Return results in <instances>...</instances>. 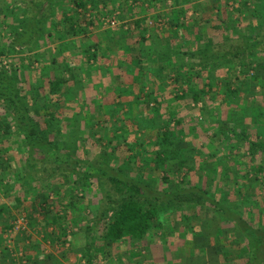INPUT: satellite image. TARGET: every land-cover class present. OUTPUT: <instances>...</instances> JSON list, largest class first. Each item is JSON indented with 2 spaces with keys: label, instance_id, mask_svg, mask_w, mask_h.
I'll return each instance as SVG.
<instances>
[{
  "label": "rangeland",
  "instance_id": "374dc122",
  "mask_svg": "<svg viewBox=\"0 0 264 264\" xmlns=\"http://www.w3.org/2000/svg\"><path fill=\"white\" fill-rule=\"evenodd\" d=\"M193 1H202L200 5L202 8L194 12L192 7L194 5L187 4L186 13L179 16L178 21L181 22V26H178L174 25L177 24L173 18L178 17L174 14L178 7L175 6L173 0H163V2L157 1L155 3H151L148 0H135L129 1L128 4L117 5L116 7L108 5L102 8L101 6L102 10L100 14L104 13V15L100 16V21H96L94 25L87 24L91 16L90 11H88V9L91 10L92 8L91 4L87 6L86 10L85 8L73 7L72 3L67 0L66 6L69 8L67 13L74 15L78 24L87 26L88 29L87 31H81L78 35L72 34L65 37L67 46L62 49L63 51L58 49V45L55 44L56 41L52 37L45 36L47 35V31L39 37V24L36 23L37 17L42 15V20H45V16L48 13L50 16L53 12H57V15H53L52 17L57 27L52 28L50 32V34L56 35L59 29L63 31V28L68 25L61 10L57 11L54 9L51 11L48 8V10H44V14H42L43 11H40L37 17L32 18L34 22L31 23V30L28 32H20V30L17 34H13L7 30V27H4L6 40L9 41L8 46L10 52L4 56H0V66L5 67L10 73H12V69H16V74L19 75L24 70L23 67L28 68L30 75L28 78L43 75L45 77L43 81L46 84H49L47 82L50 79L65 78V81H68V86L70 87L65 85L64 91L70 96H72V92L76 94L78 100L81 101L82 116L85 115L86 119L89 120L92 116H103L104 118L111 114L114 116L112 119L114 120L115 118H121L126 113V119L122 122L126 126L131 125L134 128V132L137 134L141 132L146 137L147 150L141 155L139 153L143 151L144 146L135 147L130 152H125L122 147L120 148L116 145L112 148L113 146L107 144L108 139L106 137L108 136L109 138L111 135L116 136L113 132L106 131L104 133L105 129L99 132V136L102 134V139H99L98 136L94 137L93 135L83 136L77 129L69 132L67 136H62L52 130L50 138L57 143L61 150L56 152L54 150H42L39 147H35L32 155L34 164H32V167L30 165V168L22 169L24 163H22L21 159L25 155H28L27 147L20 145L21 143L19 142L18 144L16 143L21 151L26 150L25 152L27 153L25 155L21 153L20 157L17 154L14 157L16 162L19 161L16 168L20 167V170H22L21 176L23 175L24 177L19 179L20 176L18 174L12 170H8L7 176L5 175V179H3L4 181L7 180L8 183L6 184H10V181L12 184L20 182L21 179L23 182H26L27 178H30L33 173V165L39 168L37 173L41 172L44 176L52 172L62 162L75 165L77 175H82V177H78V181H75L77 179L74 177L75 175L70 179H68L67 175L63 178L58 176L60 179H57V181L54 180V182L60 181V183L51 184L50 188L42 189L36 186V182L31 183L32 187L29 188L33 190L31 192L33 196L38 192L48 191L54 193L52 202L50 204L48 203L50 206V215L58 214L61 217V220L57 224L64 226V228L60 232L61 234L69 235L68 242H66L64 247L62 244L54 243L52 239H45L44 236L47 235L49 230H52V226L46 227L48 225L44 223L46 221L45 216L42 214L41 209H39L41 205L38 206V214L36 213V218L33 219L28 209L23 210L21 208L22 204H16L14 202L15 196L21 190H25V188H21V185L17 183L14 193L5 192L0 187V207H5V211L0 218V264H89L88 258H86L84 253H88L91 248L95 254L93 264H247L249 252L244 244L245 238L232 224L228 222L222 224L224 234L220 238L216 236L208 239H192L191 241L188 239L191 238L189 234L184 233L180 235L183 228L176 214L173 216V220L179 226L176 227L174 223L172 227V229L175 227L174 231H171L172 229L170 230L169 224L164 223L162 227L158 226L149 232L143 240L135 241L132 244L128 239H125L113 246L106 244L100 235L102 232L97 231L98 237L94 242V246L89 248V243L87 245V226L93 221L94 217L97 218L102 206L107 201L108 194L112 193L115 195L116 192L106 179H100L99 183V178L97 177L93 179L85 177L83 172L88 174L94 173V168L88 162L95 163L97 166L113 160L119 166L128 160L127 163H129V168L133 172H131L132 174L138 173V176L141 175L140 177L157 178L156 182L161 185V188H165L163 187L165 183L162 180L164 171L159 169V167L157 168V165L154 163H150L152 147L149 142L152 138L156 137L158 133L157 128L165 124L164 114L167 112H174L181 117L183 116L187 128L190 124L192 128H195L194 131L197 134L195 135L197 140L196 145L198 147H204L203 150L205 151V154L201 157L202 159L199 157L201 161L191 162L194 167L196 166L192 172L187 173V169L182 171L178 169V166H174V169L171 170L172 175L175 178H179L184 185H188L189 181H192L196 176L207 174V169L215 170L217 168L219 179L223 176L227 179L230 178L227 177L228 171L223 169L227 165V161L219 163V160L215 161L216 159L214 157V152L224 151L227 141L225 140L223 142L222 136L216 135V133L219 135L220 131L212 127L214 124H211L214 117L223 118L228 113V111L225 113L221 110V107H218L219 101H221V98L224 96L223 94H225L223 80H219L215 85L218 88V94H221L218 99L210 97V94H207L205 101L199 100L198 102L192 101L189 97L184 99L178 98L176 97L177 94H181L182 92L178 87L181 82H178L174 86V80L170 77H165L164 73L163 81H161V76L156 74L158 67L154 66L152 61L148 62L145 60L148 62V68L141 72L143 75L141 85H144L142 91L144 94H147L159 84L157 81L160 82L158 91L161 97H158V99L162 105H159V109H155L156 101H151L148 104L144 100L139 90L141 89L140 84H137L136 87L133 85L127 88L124 87L125 81L129 82L131 80L130 74L134 71L136 73L138 72V68L135 67L133 69L136 64L131 62L132 59H137L141 56L140 49L142 47L139 48L138 44L141 29L138 30L137 26L135 28L133 27L134 20L146 19L144 22L148 27V32L145 38H147L148 47L146 49L149 53L153 50V36H159L160 43L158 44L159 41L155 40L156 45L163 46V49H167V51L173 48L176 52H192L198 49V46H203L210 39L213 40L216 51L226 52L227 55L231 53L230 49L232 48L246 47L245 42L247 37L245 36L249 30L244 25L242 28L236 27L239 36L235 35V38H231L232 42L230 43V47H227L226 41L224 43H217L223 40L224 36L228 38L227 36L229 34L232 35L231 26L233 23H230V25L228 23L230 21L229 19L234 20L239 18L237 9L240 7V0H227V7L223 6L221 8L223 10L221 11L217 8V0ZM224 3L225 0H222L221 4L223 5ZM73 8L76 9L77 15H75L76 13ZM21 12L17 13V18L22 15ZM125 12L126 15L124 14ZM217 21L224 24L223 32L219 31L218 33L219 29L214 26L218 23ZM128 24L134 28V33L126 34L120 30L121 26L125 29ZM227 24L229 25L228 27ZM189 28L192 29L188 30ZM261 28L263 30L264 22ZM262 34L264 36V32ZM38 37L41 38V44L47 41L39 49L40 53H42L40 56L36 51L38 50L36 45V40L39 39ZM79 39L84 41V46L86 44H96L98 47L97 50L99 49L98 55L91 57L83 49L79 50L77 47V43L80 45ZM143 44H145L144 47L147 46L146 42L142 43V46ZM125 45H132L131 53L124 50ZM261 48H264L263 45ZM167 51L164 50V53H168ZM233 55L235 56L236 53ZM248 55V51L244 53L240 52L237 58L240 61H248ZM169 57L168 54L167 57H163V59L166 58L164 62L169 61ZM173 57L177 63H181V61L183 63L199 61V58H193L189 54H177ZM260 63L261 61H254L253 66L249 70L251 77L247 80H243L244 78L241 79L244 84L243 89L240 100L239 97L236 98L239 100V103L243 102L239 105L240 108H244L240 110L242 112L247 111L244 107L247 105V102L248 104L252 103L256 106L251 110V115L255 118L259 116L260 107L257 106L260 105L261 99L255 98L253 93H259V95L263 93L262 86L264 84V69H261ZM167 70H170V67H167ZM42 73H46L47 76H44L45 74ZM253 76H257V78L254 79ZM23 80V78L20 79L18 84H22ZM83 102H86L87 105ZM115 108L117 112L113 113L112 110ZM201 108H203V111ZM1 114L2 107H0ZM150 117L159 119L157 125L159 122L160 125L157 128L151 122L149 124L151 129L137 127L140 122L147 121ZM37 119L39 122L43 121L42 117ZM199 120L202 121L201 124H199ZM67 122L71 127L72 123ZM120 124L118 123L119 126ZM65 125L66 122L62 125L63 128ZM101 125L106 128L104 121L102 123L100 122L98 126ZM171 125H174V123L172 122ZM255 127L257 128L256 124L254 125ZM13 128H16V131L18 130L17 127ZM250 128H253V125H250ZM190 141L191 138L186 142ZM114 143H117V141ZM177 146L181 148L183 145L178 143ZM37 157L39 159L36 164ZM222 157L227 160L229 154L222 155ZM174 161L176 162L177 160L175 159ZM260 163H263L264 166V155ZM234 166L229 165V168H233ZM249 170H247L246 176L244 172H238L239 181L243 182L244 180L247 184V188L244 187L245 189L241 191V196L249 199L241 208L245 210L244 214L250 224L264 230V172L261 174L250 173L247 177ZM53 173L56 175L63 174L61 170H56ZM0 176H2L1 169ZM256 176L260 179H256L253 182L252 179ZM231 182L229 179L227 184ZM38 184L42 186L41 181ZM94 184H98V186L94 188ZM92 189L93 192H91ZM31 193L29 199L33 197ZM83 198H91L94 202L89 205L87 204V200L84 201ZM234 198L235 195L233 194L231 196V199H233L232 204L239 208L240 202L243 200ZM29 199L25 202L29 203L31 201ZM239 200L240 202L238 203ZM205 211L206 216L211 220L209 221L211 231L215 233L218 226V218H211L214 217V213L211 210ZM189 212L195 215L193 221L203 215L202 210L195 207H191ZM111 213L109 212V215ZM20 219H23L22 223L19 222ZM219 252L223 254H219ZM262 262L261 264H264Z\"/></svg>",
  "mask_w": 264,
  "mask_h": 264
},
{
  "label": "trees",
  "instance_id": "16d2710c",
  "mask_svg": "<svg viewBox=\"0 0 264 264\" xmlns=\"http://www.w3.org/2000/svg\"><path fill=\"white\" fill-rule=\"evenodd\" d=\"M129 1L135 0H69L75 8L86 9L87 6L91 4V10L88 9L91 13L87 23L89 25L96 24V21H100V16L104 15V13L100 14L102 10L101 6L102 8L108 5L116 7L120 4H128ZM148 1L151 3L157 1L163 2V0ZM173 2L175 6L178 7L174 13L178 17L173 18L177 23L174 25L178 26H181V22L178 21L179 16L186 13L187 4L194 5L192 6L194 12L202 8L200 6L202 1L173 0ZM217 2L219 11L223 10L221 8L227 5V0H225L223 5L221 4L222 0H217ZM66 3L67 0H0V56H4L10 52L8 46L9 41L6 40L4 27H7V30L11 31L13 34H17L20 30V32H28L31 30V23L34 22L32 18L37 17L40 11H43L42 14H44V10H48V8H50L51 11L54 9L57 11L61 10L68 25L63 28V31L59 29L56 35L50 34L51 29L57 27L52 18L53 15H57V12L50 13V16L48 13L45 16V20H42L41 15L37 17L36 21L40 29L39 37L47 31V35L45 36L52 37L53 40L56 41L55 44L58 45V49L63 51L62 49L67 46L65 37L72 34L78 35L81 31H87L88 29L87 26L78 24L74 15H69L67 13L69 8H67ZM13 8L15 9L13 10ZM75 8L73 9L75 10V15H77ZM20 11H22V17L20 16L17 18V13ZM237 11L239 13V18L234 20L229 19L230 21L228 23L229 25L233 23L231 26L233 33H231L232 35L229 34L231 37L229 35L227 36L228 38L224 36L223 40L217 43H224L226 41L227 47H230V43L232 42L231 38H235V35L239 36L236 27L242 28L245 26L249 31H247L246 36L244 35L247 37L245 42L246 47L232 48L230 49L231 53L229 55H227L226 52L216 51V46L213 45L212 39L203 44V46H198L199 48L192 52H176L173 48L167 51V49H163V46L156 45L155 40L159 41L158 44L160 43L159 36H153L152 39H154V44L150 54L146 49L148 47L147 38H145L148 32V27L144 22L146 19L134 20L133 27L135 28L137 26L138 30L141 29L140 41L138 43L139 48L142 47V49H140L141 56L137 59H132L131 62L136 64L133 69L135 67L138 68V72H132V74H130L131 80L129 82L125 81L124 86L127 88L130 85L134 87H136L137 84L141 85L143 79L141 72L148 68V62L150 61H152L154 66L158 67L156 74L161 76V81H163L164 73L165 77H170L174 80V86L178 84V82H181L178 87L182 92L181 94H177L176 97L178 98L184 99L189 97L192 101L198 102L199 100L205 101L207 94H210V97L218 99L221 94H218V88L215 85L219 80H223L225 94H223L224 96L221 98V101H219L218 107H221L223 112L226 113L228 111V113L223 118L214 117L211 124H214L212 127L220 131L219 135L217 133L216 135L222 136L223 142L225 140L227 141L224 151L214 152V157L216 159L215 161L219 160V163L227 161V165L221 167L228 171L227 177H230L229 179L232 182L227 184L229 179L224 176L219 179L217 168H215V170L207 169V174L196 176L192 181H189L188 185H184L179 178H175L171 173L174 166H178V169L182 171L187 169V173L192 172L196 166L194 167L191 162H197L202 159L201 157L205 154L203 150L204 147H198L196 145L197 140L195 135L197 134L194 131L195 128H192L191 124L187 128L183 116L181 117L174 112H167L164 114L165 124H163V126H159L160 122L157 125L159 121L158 118L150 117L147 121L140 122L137 127L151 129L149 125L150 122L156 126L155 128L159 126L157 128L158 133L156 137L152 138L149 142L152 147L150 163H154L157 165V168L159 167V169L164 171L162 180L165 183V186H163L165 188H161V185L156 182L157 178L151 179V177L147 178V176L140 177L141 175L138 176V173L132 174L133 172L129 168V163H127L128 160L125 161L123 165L119 166H117L113 160L109 163L99 164L97 166L95 163L88 162V164L94 168V173L88 174L83 172L85 177L91 179L97 177L99 178V183L100 179H106L116 191V196L112 193L108 194L107 201L102 206L97 218L94 217L93 221L87 226V245L89 243V248L94 246V242L98 237L97 231L102 232L100 235L106 244L113 246L125 239H128L132 244L135 241L143 240L147 237L149 232L156 229L158 226L162 227L164 223L169 224L171 230L174 223L176 227L179 226L173 220V216L176 214L183 228L180 235L184 233L189 234L191 238L188 239L191 241L192 239H208L216 236L220 238L224 234V227H222V224L225 222L232 224L245 238L244 244L249 252L247 264H261L262 261L264 262V230L250 224L248 218L245 216V210L241 207L246 204L249 199L242 197L241 191L245 189L244 187L247 188V184L244 180L241 182L238 179L239 173L244 172L246 176L247 170L249 169L247 177L250 173L261 174L264 172L263 163H260L264 155V84L262 86L263 93L260 94L261 96L259 93H253L255 98L261 99L260 105L257 106L260 107L258 117L255 118L251 115V110L256 107L252 103L248 104L247 102V105L244 106L247 111L242 112L240 110L244 108L239 107L240 103H243H239L244 85L241 79L244 78L243 80H247L251 77L249 70L253 66L252 64L254 61H261L259 65L261 69H264V48H261L262 45L264 47V36L263 34L261 35V33L264 32V28L263 30L261 28L264 22V0H240V7ZM124 14L126 15V12ZM228 24L227 27L229 26ZM223 25L224 24L219 22L214 25L219 29L218 33L222 31V29L224 30ZM134 28L128 24L125 29L121 26L120 30L127 34L134 33ZM190 29L192 28L188 30ZM40 40L41 38L36 40L38 49L36 51L39 56L42 54L39 49L47 42L41 44ZM144 42H146V47H144L145 44L142 46ZM79 43L80 45L77 43L79 50L83 49V51L91 57L98 55L99 49L97 50L98 47L96 44H86V46H84V41L82 39H79ZM124 50L131 53L132 45H125ZM164 50L168 53H164ZM246 51L249 52L248 61H240L237 57L240 52L244 53ZM234 53H236L235 56L233 55ZM167 54L168 57L170 56L168 58L169 61L164 62L166 58L163 59V57H167ZM177 54H189L193 58H199V61H191L190 63H183L181 61V63H177L173 59V56ZM167 67H170V70H167ZM23 69L21 75H19L16 74V69H12V73H10L5 67L0 66V107H2V114L0 115V169L2 171V176H0V187H2L5 192L14 193L17 183L21 185V188H25V190H21V192L15 196L14 202L16 204H22L21 208L23 210L28 209L33 219L36 218V213L38 214L39 209H41L46 219L44 223L48 225L46 227L52 226V230H49L47 235L44 236L45 239H52L54 243L62 244L64 247L66 242H68L69 235L61 234L60 232L64 228V226L57 224L61 220V217L58 214L50 215L49 204L52 202L54 193L48 191L38 192L33 196L31 193L33 190L29 188L32 187L31 183L34 182H36V186L42 189L50 188L51 184L60 183V181L54 182V180L57 181V179H60L58 176L63 178L67 175L68 179H70L75 175L74 177L77 178L75 181H78V177H82V175H77V168L75 165L66 162L59 163L58 166L55 165L56 167L54 170L44 176L41 172L37 173L39 168L33 165V173L30 178H27L26 182H23L21 179L20 182L12 184L10 181V184H6L8 183L7 180L4 181L3 179H5V175L7 176L8 170H12L14 173L18 174L20 176L19 179L24 177L23 175L21 176L22 170H20V167L16 168L19 161L16 162L14 157L17 154L20 157L21 153L24 155L27 153L25 152L26 150L21 151L16 143L18 144L19 142L21 143L20 145L27 147L28 155H25V157L21 159L22 163H24L22 169H26L30 168V165L32 167V164H34L32 155L35 147H39V149L42 150H54L56 152L61 150L57 143L50 138L52 130H54V132L56 131L57 134L67 136L69 132H73L77 129L83 136L93 135L94 137L98 136L99 139H102V134L99 136V132L105 129L104 133H106V131L113 132L116 136L114 137L111 135L109 138L108 136L106 137L108 139L107 144L113 146L112 148L116 145L120 148L122 147L125 152H130L135 147L144 146L142 149L143 151L139 153L141 155L147 150V143L145 142L146 137L141 132L138 134L134 132V128L131 125H124L122 121L126 119V113L121 118H115L114 120H112L114 116L111 114L104 118L103 116H92L91 119L87 120L85 115L82 116L81 101L78 100L76 94L72 92V96H70L64 91L65 85L70 87L68 86V81H65V78L50 79L49 82H47L49 84H46V82L43 81V78H45L43 75L28 78L30 77L28 68L23 67ZM42 74L47 76L46 73ZM22 78L24 79L22 82L23 85L18 84ZM253 78L256 79L257 76H253ZM157 82L160 86V82ZM158 85L147 94H144L142 91L144 85H141V89H139L142 93L141 96L148 104L151 101L157 102L155 109H159V105H162L158 99V97H161L158 91ZM237 97H239V100L236 99ZM83 103L87 105L86 102ZM215 103L217 104V102ZM201 109L203 111V108ZM112 112H117L116 108L113 109ZM40 117H42V122H39L37 119ZM67 121L72 123L71 127ZM103 121L106 123V128H104L103 125L98 126L100 122L102 123ZM65 122L66 125H68L67 127L65 125L63 128L62 125H64ZM172 122L174 125H171ZM110 123L111 125H109ZM118 123H121L120 126ZM201 123L202 121L199 120V124ZM255 124L257 128H254ZM250 125H253V128H250ZM13 127H17L18 130L16 131V128ZM130 133L132 134L130 135ZM189 138H191V141L186 142ZM115 141H117V143L113 144ZM178 143L183 146L179 148L177 146ZM11 154L13 155L11 156ZM227 154H229V158L226 160L222 155L225 156ZM38 159L39 157L36 158V164ZM175 159L177 160L176 162L174 161ZM229 165L235 166L229 168ZM55 169L61 170L63 174L56 175L53 173L56 172ZM236 173L238 174L236 175ZM256 179L260 178L256 176L252 181L255 182ZM40 181L42 186L38 184ZM94 186V188H96L98 184H94ZM93 189L91 192H93ZM30 193L33 197L29 199ZM233 194L235 198L243 200L242 202H240V200L238 201V203L240 202L239 208L232 204L233 199H231V196ZM28 199L31 201L26 203L25 201ZM83 200H87V204L89 205L94 202L91 198H83ZM70 204L72 203L70 202ZM43 205H45V207H43ZM38 206H40L39 209ZM191 207L201 209L203 215L193 221L195 215L189 212ZM205 210H211L214 213V217L211 218H218V226L215 233L211 231V226L209 224L211 220L206 216ZM4 211L5 207H0V218ZM109 212H112L111 215H109ZM174 228L171 231H174ZM219 254L223 253L219 252ZM84 255L88 258L89 264H93V257L95 256L93 249H89L88 253L86 252Z\"/></svg>",
  "mask_w": 264,
  "mask_h": 264
},
{
  "label": "built area",
  "instance_id": "2783aa9c",
  "mask_svg": "<svg viewBox=\"0 0 264 264\" xmlns=\"http://www.w3.org/2000/svg\"><path fill=\"white\" fill-rule=\"evenodd\" d=\"M23 219H20L19 222L22 223Z\"/></svg>",
  "mask_w": 264,
  "mask_h": 264
}]
</instances>
